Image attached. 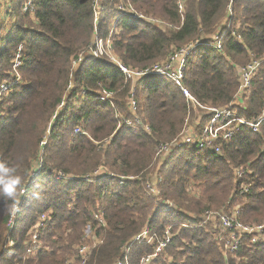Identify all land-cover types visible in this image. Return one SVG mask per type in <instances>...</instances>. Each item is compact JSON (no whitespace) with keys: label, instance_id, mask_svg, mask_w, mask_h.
<instances>
[{"label":"trees","instance_id":"16d2710c","mask_svg":"<svg viewBox=\"0 0 264 264\" xmlns=\"http://www.w3.org/2000/svg\"><path fill=\"white\" fill-rule=\"evenodd\" d=\"M27 1L0 0V83L9 78L5 71L20 46L22 61V84L12 86L0 105L5 107L0 264H81L78 248L88 225L100 243L90 248L85 264H139L153 252L152 244L134 242L145 229L158 237L168 229L171 237L150 264H264V244L244 236L228 254L222 242L227 232L205 220L206 212L238 209L242 224L263 223L264 122L257 133L240 126L231 140L220 143L219 154L184 148L156 156L160 146L177 138L188 116L180 88L163 77L127 78L104 58L87 53L96 23L94 0H32V10L24 12ZM122 1L145 18L170 24L133 20L118 13L120 0H100L97 29L105 37L109 22L117 19L112 49L122 65L143 71L198 43L185 59L181 81L195 103L231 106L249 121L264 112V0H186L184 14L175 0ZM217 34L220 52L209 46ZM79 54L84 59L70 78ZM252 59L263 61L249 90L238 93L241 70ZM102 90L113 93L111 103L102 102ZM62 101L43 146L46 124ZM38 158L42 165L27 206L17 197L35 174L30 166ZM99 168L104 174L92 183L84 180ZM58 173L62 179L54 183ZM120 177L126 179L115 183ZM242 187L248 191L240 195ZM16 202L20 208L9 236L5 225ZM96 213H102L101 224ZM33 229L36 250L28 241Z\"/></svg>","mask_w":264,"mask_h":264},{"label":"built area","instance_id":"2783aa9c","mask_svg":"<svg viewBox=\"0 0 264 264\" xmlns=\"http://www.w3.org/2000/svg\"><path fill=\"white\" fill-rule=\"evenodd\" d=\"M99 1L100 0H94L93 3L95 6L94 17L96 23L94 27L93 40L90 47L87 50V53L93 58H104L108 63L115 65L119 69V71H121V73L125 75L127 78H132V77L139 78L144 76H154L156 78H162V77L168 78L172 80L183 93H185L184 95L188 96V98L190 99V101L193 102V104H196L197 107L201 111H203L201 117L196 119L194 123L190 125L184 124L180 134L181 137H179L177 140L175 139L171 143L160 146L157 149L156 156L158 155L167 156L174 150H180L184 148L201 150L206 153L219 154L220 146H221L220 143H225L231 140L235 136V132L239 129L240 126H246L254 133L258 132L261 124L264 122V112L253 121H249L243 117L238 116L236 111L233 110L231 106H228L226 108H217V107L203 108L202 105L195 103L192 96H189L186 90L182 87L181 81L183 78V71L185 68V59L198 46V43L194 45H189L187 48H184L179 52L174 53L169 62H166L164 64H155L149 67L148 69L138 72L130 71L128 68L122 65L117 58H113L112 56H110L109 55L110 50H112V44L110 42L112 36V30H109L108 34L105 37H103V35L99 34V30L97 29ZM32 8H33L32 0H28L23 10L24 12H27V11H31ZM177 9L178 11L180 10L179 11L180 13L182 12V10H184L180 0H178ZM117 10L120 12L121 15L125 17L131 16L137 19H144V16L138 14L133 9H122L121 7H119ZM148 21L154 22L153 20L150 19H148ZM220 39H221L220 36L217 34L213 38L214 42L209 44L211 48H213L218 52L222 50V44ZM83 59H84V54H79V56L71 62L72 68L74 69L75 67H77L83 61ZM262 61H263L262 59L261 60L252 59V61H250V63L246 66V68L241 70L240 73L241 83L238 89V93H245L246 91L249 90L251 78L254 72L260 66ZM12 64L16 65L18 69L19 68L18 66L20 64L19 57H17V59ZM15 78H16L14 82L15 84L14 83L9 84L5 82L0 83V103L2 98L8 95V93L10 92V88H12V85L22 84L20 78L18 77ZM71 87L72 84L68 86V89ZM101 96L103 103H111L113 98V93L107 90H102ZM63 106H64V101H62L59 104L58 110L52 116V120L55 119V117L57 116V112H59V110L62 109ZM129 110L132 113H134L136 110V104L133 99V95H131L129 99ZM3 113L0 112V117L3 116ZM203 116L207 118L205 119L204 122H202ZM133 122L139 125V121L137 119H134ZM126 124L131 125L132 123L128 121L126 122ZM144 130L148 131L147 127H144ZM75 132H79V131L75 130ZM34 175H37V173H35ZM236 176L238 178H241L243 176L242 170L236 171ZM58 177H59L58 179H62V174H59ZM125 179H126L125 177H120L118 181H120L121 183ZM247 191L248 189L243 187L242 189L241 188L237 189V193L240 195L246 193ZM25 192L26 191L23 189L21 191V195L23 196ZM19 208H20L19 205L14 206L13 211L9 217V220L7 221L6 231L9 234V236L12 233L16 219V213ZM238 216H239L238 209H234L229 213H214V212L205 213V220L207 222H210L211 219L216 218L217 224L227 232V235L224 238H222V242H223V249L228 254H233L237 250L240 239L244 236L251 237L252 243L254 244H264V221L260 225L249 226L242 224L238 220ZM96 222H98V224H101L102 218L96 219ZM37 237L38 236L33 235L34 240L32 241V243L29 242L34 250L39 248ZM170 241H171V237L168 229L164 231L161 237H158L155 234L149 235L147 229L143 230L139 235H137L134 238V242H138V243L144 242L149 245L152 244L153 252L151 255H147L140 258L139 264H150L152 260L157 259L161 255L163 250L166 248V246L170 243ZM9 246L10 247L12 246V242H9ZM83 252H84V248H80L79 254L82 255ZM80 261L81 264H85L86 258L81 257ZM124 261H126V259H124ZM65 264H73V263L66 262ZM117 264H121V263L119 262ZM123 264H129V263L125 262Z\"/></svg>","mask_w":264,"mask_h":264},{"label":"rangeland","instance_id":"374dc122","mask_svg":"<svg viewBox=\"0 0 264 264\" xmlns=\"http://www.w3.org/2000/svg\"><path fill=\"white\" fill-rule=\"evenodd\" d=\"M181 1V3H182V6H183V9H184V7H185V3H186V0H180ZM175 2H176V0H175ZM177 3H178V0H177V2H176V5H177ZM119 7H121L122 9H133L135 12H137L138 14H141V15H145L144 14V12H142V11H140V10H138L137 8H136V6L135 5H132V4H130V3H128V2H123L122 0H120V2H119V4L116 6V9H118ZM118 11V10H117ZM180 11V10H179ZM118 13L120 14V12L118 11ZM182 14H184V10H182V12H181ZM147 18L148 19H150V20H153L154 22H151V24H155V25H157V26H168V27H170V24H168V23H165V22H163V21H165V20H163V19H159V18H157V17H152V16H147ZM116 22H117V19L115 20H113V21H111V22H109V30H112V36H111V39H110V42H111V44H112V37H113V35H114V33H117V25H116ZM99 34L100 35H103V33H102V31L101 30H99ZM232 35H236L235 34V32H233L232 33ZM214 41L212 40V42L211 43H213ZM110 56H112L113 58H117V55H116V53H115V51H113V49L112 50H110V54H109ZM13 58H11L12 60H11V62H10V66H8L7 67V69L8 70H6L5 72H7V75H8V79H5V80H3V81H1V82H5V83H9V84H13L14 82H15V80H16V78L15 77H18V78H20V80L22 81V78H21V74H20V72H19V68L22 66V61H21V46L20 47H18V49H17V52L16 53H14L13 55ZM17 57H19V61H20V64H19V68L17 69V66L16 65H13L12 63L17 59ZM72 65H71V67H70V78H71V71H72ZM8 71H10L9 73H8ZM15 84V83H14ZM12 86H14V85H12ZM187 93H188V91H186ZM183 93V92H182ZM185 93H183V96H184V99H185V101H186V104H187V107H188V116L186 117V119L184 120V123H183V126H184V124H188V125H190V124H192V123H194L195 121H196V119H198L199 117H201V114H202V112L203 111H201L198 107H197V105L196 104H193V102L192 101H190V99L188 98V96L187 95H184ZM188 95L189 96H191L190 95V93H188ZM187 96V97H186ZM5 101V98H2V100H1V103H0V105L1 104H3V102ZM1 107H3V109L5 108L4 107V105H2ZM203 108H212V107H210V106H203ZM3 109H0V112L1 113H3L4 112V110ZM205 119H207V118H205V116H203V118H202V122H204L205 121ZM53 122V120H52V118H51V120L46 124V127H45V129H44V132L46 133L45 134V138H44V142L45 143H43V144H41V145H45L46 144V140H47V138H48V136H49V133H50V129H51V123ZM203 124V123H202ZM183 126H182V128H181V130H180V132L178 133V135H177V138H176V140L179 138V137H181L180 136V134H181V131H182V129H183ZM175 140V139H174ZM173 140V141H174ZM172 141V142H173ZM40 145V146H41ZM198 151H201V150H198ZM204 152V151H203ZM163 156V155H162ZM40 165V166H39ZM41 165H42V163H41V160L38 158L36 161L35 160H32L31 161V168H33V170H36V172L38 173L39 171H40V169H41ZM59 174V173H58ZM102 174H104L102 171H100V168L99 169H97L93 174H91V176H89V175H87L86 177H84V180H86L87 178H88V176H89V178H88V180H87V182L88 183H92L93 181H95V179L96 178H98V177H100ZM108 174V173H107ZM37 176L36 175H32L30 178H29V180H28V182L26 183V188L24 189L26 192H25V194L22 196L21 195V191H22V189L20 190V192H19V194H18V197H17V199L18 200H20V202H23V203H25L27 206L31 203V201H32V199H33V197H32V193L34 194V192H35V187H36V185H37V181H38V179L36 178ZM59 177H58V175L56 174V175H54V178H53V182L55 183V182H57V181H59L60 179H58ZM66 180V179H65ZM74 179L73 178H70V180L68 179V180H66V181H64V183L65 184H68V183H71L72 181H73ZM114 182L115 183H117V184H120V181H118L117 179L116 180H114ZM28 185V186H27ZM34 189V190H33ZM33 190V191H32ZM39 194V193H38ZM38 194H35V195H38ZM29 197V198H28ZM28 198V199H27ZM27 199V200H26ZM18 206L19 205V203H15V205H13L12 206V208H11V210H10V212L8 213L9 215L12 213V211H13V208H14V206ZM214 213H219V212H214ZM226 213H229V211L228 212H226ZM44 218H45V216L44 215H40V221L41 220H44ZM98 218H102V213H96L95 215H94V220H96V219H98ZM8 221V220H7ZM7 221H6V225H7ZM213 223L215 222V223H217L216 222V218H213V221H212ZM6 225H5V227H6ZM244 225H246V224H244ZM249 226H257V225H249ZM37 227V226H36ZM35 228V227H34ZM34 230V229H33ZM32 230V232H33V234H32V236H31V238L30 239H28V241L29 242H31L32 243V241L34 240V238H33V235H38V233L37 232H35V230L33 231ZM83 234H84V239L86 240V241H83V243H82V245L80 246V248H84V252H83V254L82 255H79V258H81V257H85L86 258V260H87V258H88V256H89V254L91 253V251H92V249H90L91 247H94L95 248V246L97 245V244H99L100 243V241H98L99 243H97V240H98V238L94 235V231L92 230V226L91 225H88L86 228H85V230L83 231ZM80 248H78V249H80ZM32 251V250H31ZM79 252V251H78ZM27 254H32V253H29V251H28V253ZM66 262H68V261H65V263ZM73 263V262H72ZM75 264V263H74Z\"/></svg>","mask_w":264,"mask_h":264},{"label":"crops","instance_id":"0c3cea01","mask_svg":"<svg viewBox=\"0 0 264 264\" xmlns=\"http://www.w3.org/2000/svg\"><path fill=\"white\" fill-rule=\"evenodd\" d=\"M128 17L131 18V19H133V20H142V21L147 20L148 21V18H145V17H144V19H137V18H134V17H131V16H128ZM148 22H150V21H148ZM108 32H109V30H108ZM108 32H107V34H108Z\"/></svg>","mask_w":264,"mask_h":264},{"label":"clouds","instance_id":"9594fccd","mask_svg":"<svg viewBox=\"0 0 264 264\" xmlns=\"http://www.w3.org/2000/svg\"><path fill=\"white\" fill-rule=\"evenodd\" d=\"M35 173H37V172H35ZM23 190V189H22Z\"/></svg>","mask_w":264,"mask_h":264}]
</instances>
